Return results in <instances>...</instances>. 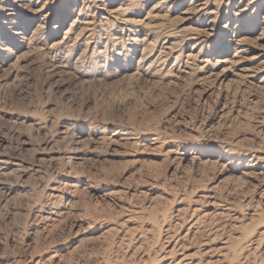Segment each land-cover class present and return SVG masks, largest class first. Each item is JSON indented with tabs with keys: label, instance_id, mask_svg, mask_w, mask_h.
<instances>
[{
	"label": "rangeland",
	"instance_id": "374dc122",
	"mask_svg": "<svg viewBox=\"0 0 264 264\" xmlns=\"http://www.w3.org/2000/svg\"><path fill=\"white\" fill-rule=\"evenodd\" d=\"M0 264H264V0H0Z\"/></svg>",
	"mask_w": 264,
	"mask_h": 264
},
{
	"label": "bare ground",
	"instance_id": "6f19581e",
	"mask_svg": "<svg viewBox=\"0 0 264 264\" xmlns=\"http://www.w3.org/2000/svg\"><path fill=\"white\" fill-rule=\"evenodd\" d=\"M189 13V12H188ZM188 17V16H187ZM185 18V17H184ZM244 71V70H243ZM255 71V70H254Z\"/></svg>",
	"mask_w": 264,
	"mask_h": 264
}]
</instances>
